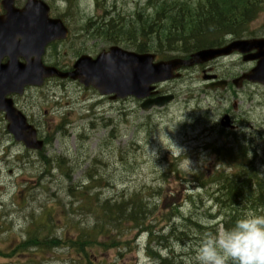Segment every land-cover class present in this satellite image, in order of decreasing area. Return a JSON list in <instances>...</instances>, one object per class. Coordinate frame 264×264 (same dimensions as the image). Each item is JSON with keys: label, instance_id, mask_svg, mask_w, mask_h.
I'll return each mask as SVG.
<instances>
[{"label": "rangeland", "instance_id": "1", "mask_svg": "<svg viewBox=\"0 0 264 264\" xmlns=\"http://www.w3.org/2000/svg\"><path fill=\"white\" fill-rule=\"evenodd\" d=\"M45 1L52 5L55 15L61 17L71 13L70 19L77 23L81 18H89L92 13H97L96 0ZM100 5L109 10L117 8L119 12L115 14L129 15L134 20L138 19V15L134 16L133 13L141 6L137 0H99L98 7ZM99 16H105L102 9ZM115 26L109 28L108 35L102 39L133 42L132 34L126 38L120 35L123 27H130L129 23L121 21ZM134 27L135 24L129 28L130 33ZM149 30L144 29V34L140 33L137 37L142 40L154 37L149 36ZM82 31L85 36L87 31H94V26L86 27L85 22ZM78 33L79 27L71 42L53 50L52 63L69 65L74 62L79 49L82 52L93 49V53H96L108 47L101 39L84 42L83 36H78ZM247 33L254 37L264 35V11L252 22ZM200 34L195 38L204 36ZM134 46L130 43L125 47L131 49ZM177 54L170 53L169 56ZM217 65L218 72L228 78L253 67L238 57L220 61ZM182 74V79L162 85V91L174 94L176 101L164 109L151 111H142L140 103L134 99L111 103L107 98L98 97L95 91L77 84L64 86L52 81L42 90L29 92L23 104L36 120L41 121L40 126L45 131L48 144L45 153L52 159V165L47 173L45 166L37 167L41 155L31 154L28 158L29 150L22 144L13 143L15 149L10 153L9 160L0 162V221L4 224L0 225V233L11 227L17 231L16 226H23L24 222L31 224L32 218L37 220L40 214L48 213L49 220L44 229H51L48 232L56 238H69L78 233L79 227L92 228L96 223L94 216L84 209L83 201L76 202L73 194L81 198L92 197L93 201L109 199L115 203L121 197L127 200L130 195L141 192L144 203L151 205L147 210L149 213L144 211L149 223L156 224L166 215V210L172 206L177 208L181 203L178 211L180 219L174 225L170 222L168 231L159 230L163 227L162 223L155 225V231L151 228L154 234L152 243H148V234L143 233L138 239L132 226H122L118 238L131 241L135 250L137 247V252H129L120 246L118 251L93 254L95 258L89 253L91 260L95 264H148L147 246L150 264H154L159 256H175L183 264H197L196 252L200 245L192 237L198 234L209 237L212 231L216 233L234 210L231 202L227 203L218 189L219 182L224 179L222 175H227L230 169L234 170L235 162L223 161L215 151L233 148L235 154L234 144L246 146L250 153L253 151L257 155L251 154L250 160L256 164L258 171H255L260 179L261 175L264 177V86L249 84L240 91L230 88L224 92L210 93L202 86L201 72L188 69ZM69 106L75 108V113L70 123L65 124L64 114ZM45 110L49 111V115H44ZM207 110L213 115L207 116ZM227 110L238 118V122L243 121L242 128L248 131L249 137L255 138V142L244 140L240 134L246 135V131L241 129L237 133L238 138L233 137L234 143L231 136L217 135L218 117ZM78 111L85 117L79 118ZM205 114L206 128L198 122V119H205ZM0 127L1 138L6 132V124L2 122ZM59 127L62 130H58ZM3 140V146L12 143L11 139ZM225 144H231V148L228 149ZM181 157L184 161L179 162ZM61 160L63 165L59 169ZM63 169L66 173L61 172ZM176 169L178 173L174 171ZM213 180L215 183H212ZM71 187L74 189L70 194ZM172 196L176 199L175 205L164 202L161 206V200ZM152 204L159 209H154ZM246 214L257 215L243 201L236 216ZM64 220L66 222L63 224ZM196 224H200L199 227ZM5 234L0 237V247L11 239L14 245L15 238L7 239ZM21 258L9 260L0 257V264H22L25 258ZM71 260L69 249L63 248L53 251L44 260L41 256L36 257L39 264H89L88 261Z\"/></svg>", "mask_w": 264, "mask_h": 264}, {"label": "trees", "instance_id": "2", "mask_svg": "<svg viewBox=\"0 0 264 264\" xmlns=\"http://www.w3.org/2000/svg\"><path fill=\"white\" fill-rule=\"evenodd\" d=\"M146 6L152 12L136 21L137 29L132 34L133 42L139 41L137 35L144 34V29H150L147 33L150 37L146 40L148 48L153 43L156 47L162 46L164 50L185 49V51H197L206 47H218L226 35H232L236 38L243 36V30H247L250 23L259 13V4L257 0H146ZM161 17L162 22H155ZM162 23V24H161ZM154 26V27H153ZM142 28L143 30L139 29ZM127 28L124 27L123 31ZM122 31V33H124ZM196 34H195V33ZM204 35L196 39L198 33ZM194 33V34H193ZM142 40V39H141ZM190 46L188 49L187 47ZM137 47H145L138 44ZM244 156V152L242 153ZM62 169V168H61ZM177 172V170H175ZM61 172L66 173L63 169ZM92 179V178H91ZM219 181L222 178H218ZM221 184L220 194H223L226 202L232 201L234 213L237 212L240 205L245 201L246 205L264 208L261 200H264V184L254 169L247 170V175L238 177H226ZM74 188L69 189V193ZM255 194V199L249 198L250 193ZM248 195V196H245ZM76 202L83 201L84 209L91 213L95 218V224L92 228H78V233L69 237L71 254L78 258L79 261H88L89 264H95L91 260L93 254L115 250H120V246L127 248L129 252L135 248L131 241H123L118 238L119 229L122 226H132L134 233L137 235L146 232L149 236V242H154L155 225L149 223L146 217L150 209L149 204L144 203V194L139 192L130 195L129 199L121 197L118 202H112L109 199L100 201L92 200V197L81 198L73 194ZM81 198V199H77ZM125 200V201H124ZM258 203V205H256ZM261 205V206H260ZM138 207H141L138 208ZM154 209H158L156 204H152ZM149 213V211H147ZM114 224V226H111ZM111 227L112 229L110 230ZM150 227V228H149ZM109 231H108V229ZM164 229V228H160ZM161 230V231H162ZM123 234L122 236H124ZM45 246L49 249L58 247L54 241H49ZM149 254H150V250ZM91 256H90V254ZM175 256L162 258L158 257L157 264H183L177 261Z\"/></svg>", "mask_w": 264, "mask_h": 264}, {"label": "water", "instance_id": "3", "mask_svg": "<svg viewBox=\"0 0 264 264\" xmlns=\"http://www.w3.org/2000/svg\"><path fill=\"white\" fill-rule=\"evenodd\" d=\"M15 0H4L3 6L7 11L5 17H0V62L8 56L12 62L10 67L16 65L17 59L23 54H18L16 50L21 47L22 43L15 41V46L11 51L8 50V45L12 39L18 36L29 40L30 33L34 34L43 27V24L50 25L52 23L46 22V15L48 9L39 3H31L26 6V9L19 11L14 8ZM45 15V16H44ZM52 27L51 35L42 38L43 41H52L56 39L58 32L55 33ZM41 34V33H40ZM43 35V34H42ZM39 39H37L38 41ZM39 43V42H36ZM257 49L259 53L246 57L245 60H259L258 67L253 71L256 77L254 80L264 84V41H240L235 42L224 50H208L200 52L192 57L191 61L184 62L175 60L171 63L153 64V56H138L136 54H128L119 49H113L110 54L100 56L96 61L86 62V67L82 68V73H74L71 75L73 79H79L85 86H93L98 89L102 94H114V99L127 98L134 96L138 99L148 98L154 90L151 85L172 79L173 71L180 68L182 65L191 66L194 63L206 62L221 55L230 54L233 50L241 53H249ZM80 65H77V69ZM19 69H21L19 67ZM7 66L0 65V103L4 101L5 96L15 90H8L10 86H15L16 89L20 88V84L13 83L7 71ZM49 76H62L55 70H50ZM27 75L33 78L29 81L28 85L35 84L36 77L30 74L29 71H21L17 73V78L27 79ZM171 98L159 101H147L142 107L143 109H150L154 105L158 107L164 106ZM4 105V104H3ZM8 112L9 119L14 115L9 108L4 107ZM18 122L14 121L11 131L15 134L17 141H24L31 148L41 149V144H36L33 133L32 139H27L22 135V127L18 126ZM20 127V128H19Z\"/></svg>", "mask_w": 264, "mask_h": 264}, {"label": "clouds", "instance_id": "4", "mask_svg": "<svg viewBox=\"0 0 264 264\" xmlns=\"http://www.w3.org/2000/svg\"><path fill=\"white\" fill-rule=\"evenodd\" d=\"M170 139V138H169ZM197 264H264V215L246 214L202 241Z\"/></svg>", "mask_w": 264, "mask_h": 264}, {"label": "flooded vegetation", "instance_id": "5", "mask_svg": "<svg viewBox=\"0 0 264 264\" xmlns=\"http://www.w3.org/2000/svg\"><path fill=\"white\" fill-rule=\"evenodd\" d=\"M17 6L19 7V8H22V7H24V4H17ZM2 12V11H1ZM3 13V12H2ZM1 13V14H2ZM4 14V13H3ZM50 17L51 16H53V18H57L58 16L57 15H55L54 14V11H53V9H52V7H51V10H50ZM72 16V14L71 13H66L65 15H61V17H59L60 19H62L63 20V23L65 24V26L69 29V31H70V33H73V34H75V30L76 29H78V27H79V33H78V36H83L82 35V33H83V31H82V25H83V23H84V19H80L79 20V22L77 23V22H74V21H72L71 19H70V17ZM91 24H94V21H91ZM92 32H90V33H86V36H88V35H90ZM93 33H94V31H93ZM35 38H36V36H34ZM71 37H72V34H71ZM84 37V36H83ZM83 37H82V39H83ZM91 37L93 38L94 37V34H92L91 35ZM69 39V38H68ZM67 39V40H68ZM67 40L66 41H57V42H55V43H52V44H50V45H48L46 48H43V51H42V63H43V65L44 66H46V67H50V66H57V67H59V68H62V67H64L65 65H62V64H60V63H52L50 60H51V55H52V52H53V50L54 51H56L57 50V48H59V47H61L62 45H64L66 42H67ZM34 45H35V43L32 45V47H31V49H30V51L29 52H31V51H33V49H34ZM41 49V48H40ZM20 62L21 63H24V62H26V58L25 57H20ZM8 61V58H5L4 60H3V63H6ZM66 67H70V65H67ZM51 82V79H48V80H46L44 83V86L43 87H41V88H35V87H26L25 89H24V93H25V95H23V96H18V95H14V96H12V98H13V100H14V102H15V106L19 109V110H21L22 112H23V114L27 117V120H28V122H29V124H36V126H37V129L41 132L42 131V127L39 125V124H37V122L35 121V118H34V115H31L29 112H28V110H27V108L25 107V105L23 104V102L24 101H26V99L27 98H25L26 97V93L27 92H29V91H34V90H41V89H43L46 85H48L49 83ZM4 123V124H6V120H5V114H0V124L1 123ZM1 128L2 127H0V130H1ZM5 130H6V132L4 133V135H1L2 137L1 138H3L4 136H7L8 138H10V139H12V136L8 133V131H7V126H6V128H5ZM31 154H32V156H34L35 155V153H28V158H30L31 157ZM44 164H45V162H44Z\"/></svg>", "mask_w": 264, "mask_h": 264}, {"label": "bare ground", "instance_id": "6", "mask_svg": "<svg viewBox=\"0 0 264 264\" xmlns=\"http://www.w3.org/2000/svg\"><path fill=\"white\" fill-rule=\"evenodd\" d=\"M158 22H162V21H161V17L159 18V20L156 21L155 25H156ZM161 24H162V23H161ZM120 27H121V26H120ZM114 28H116V26H114ZM129 33H130V30L127 31V34H129ZM151 35H152V34H151ZM152 36H156V35H152ZM251 169H252V168H251ZM251 169H248V170H251ZM244 175H247V170L245 171V174H244ZM244 175H243V176H244ZM143 233H144V234H147L146 232H142V234H143ZM142 234H140V236H141ZM148 237H149V236H148ZM157 262H158V259L154 262V264H157Z\"/></svg>", "mask_w": 264, "mask_h": 264}]
</instances>
